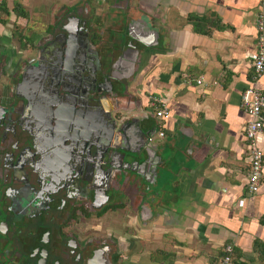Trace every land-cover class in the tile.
<instances>
[{
	"label": "crops",
	"instance_id": "0c3cea01",
	"mask_svg": "<svg viewBox=\"0 0 264 264\" xmlns=\"http://www.w3.org/2000/svg\"><path fill=\"white\" fill-rule=\"evenodd\" d=\"M102 1L100 11L109 8L108 19L118 27L137 24L149 36H134L149 50L141 54L132 92L110 99L122 120L130 122L127 137L134 147L126 150L141 153L130 161H146L149 135L159 160V168L150 170L158 174L145 180L148 186L134 202L132 230L117 233L125 264H219L226 245L237 262L264 264V160L260 188L249 194L248 115L241 104L251 85L264 94V72L257 81L250 79L256 17L264 0H124V6ZM93 2L72 0L65 7L79 10ZM6 3L10 12L21 6L24 15L23 3L13 8ZM191 14L219 19L223 27L200 34L187 21ZM0 37V49L14 63L12 40ZM153 98L170 109L167 120L156 117ZM161 131L165 138L159 137ZM257 141L264 151V125ZM161 168L171 176L160 187Z\"/></svg>",
	"mask_w": 264,
	"mask_h": 264
},
{
	"label": "flooded vegetation",
	"instance_id": "af4514ba",
	"mask_svg": "<svg viewBox=\"0 0 264 264\" xmlns=\"http://www.w3.org/2000/svg\"><path fill=\"white\" fill-rule=\"evenodd\" d=\"M85 9L66 8L14 63L0 49V264H125L117 233L132 230L134 202L158 174L126 168L130 122L110 101L132 92L149 48L109 8ZM102 24L125 30L105 52Z\"/></svg>",
	"mask_w": 264,
	"mask_h": 264
},
{
	"label": "rangeland",
	"instance_id": "374dc122",
	"mask_svg": "<svg viewBox=\"0 0 264 264\" xmlns=\"http://www.w3.org/2000/svg\"><path fill=\"white\" fill-rule=\"evenodd\" d=\"M123 1L124 0H118L115 2H117L116 4L119 6H124L123 3L125 1L124 2ZM17 2L23 3L25 9L27 10V11L26 10L24 11V15H23L24 17L21 16V14L20 15L16 14L15 11L10 12L9 14L0 13V18H3V20H4V21L0 20V22H2L1 24L6 26L4 33L6 34V36L10 37L9 40H12L14 49H16V53L18 54V56L21 57V56L29 55L30 52H32L31 50H32L33 46L30 47V43L35 41V38L49 36V34H46V32H45V28L48 27L49 24L54 22L57 17L62 16L61 12H63V10H65V8L67 7L66 3L71 4L72 0H9L10 7L13 8L14 3L16 4ZM103 5L105 6V3L102 0H94V2L89 4V5L88 4H82V6H84L85 8H88V9H89L88 6H90V11H92V12H95V10H98V8L100 6L103 7ZM50 6H51V8L49 9ZM39 7L41 8L40 10H39ZM69 8H71V7H69ZM85 8H79L81 11L80 15H82V14L86 15V9ZM122 9H125V8H122ZM94 16H95V14H94ZM136 25H134L133 27H127L129 29L130 34L137 37V38L148 40L149 36H147L146 33H144L142 30L138 29V27ZM102 28H104L103 29L104 31H102L103 36L100 40L99 48H100V50L105 52L109 48H111V46H115V47L118 46V44H119L118 36L122 31L124 32L125 30L123 28V29H120V32H119V28H117V26L112 25L111 27H107L104 24H102ZM145 29H146V27H145ZM146 31H148V28L146 29ZM110 32H112V33H110ZM142 34H144V35H142ZM35 46L36 45H34V49H35ZM3 53H5V52H3ZM120 53L121 54L123 53V48H122V50L117 51L113 55V58H112L113 67L118 62V60L120 59V57L119 58L116 57ZM121 54H120V56H121ZM139 78H141V77H139ZM139 78H138V81H139ZM144 80H145L144 84H146L147 78L145 77ZM139 155H140V153H138V152H131L130 154H128L127 161L130 162V160L133 156L139 158ZM173 166H175L174 163L171 165V167H173ZM168 175L171 176L170 171L167 172V171H165L164 168H161L160 169V178H159L160 180L158 179L157 186L161 187L160 184L163 183V181L165 180L164 178H166ZM114 217L113 218L109 217V219L106 220L109 222L104 221V226H106L108 224H113V223L118 224L119 222H121L120 221L121 217H120L119 213L117 215H115ZM118 219H119V221L115 222V220H118Z\"/></svg>",
	"mask_w": 264,
	"mask_h": 264
},
{
	"label": "built area",
	"instance_id": "2783aa9c",
	"mask_svg": "<svg viewBox=\"0 0 264 264\" xmlns=\"http://www.w3.org/2000/svg\"><path fill=\"white\" fill-rule=\"evenodd\" d=\"M5 1L0 0V9ZM256 19V54L251 61L253 82L257 81L264 72V10L258 12ZM200 82L202 81L199 80ZM241 97L242 108L248 115L244 128L246 150L249 152V172L246 189L249 194H253L259 190L263 175L264 151L258 144L257 135L263 132L264 94L259 88L251 85L242 93ZM151 102L157 118L167 120L170 117V109L161 100L153 98ZM158 135L160 138H165L166 134L161 131ZM153 140L154 138L150 139L152 142ZM231 253L232 247L226 245L219 264H232Z\"/></svg>",
	"mask_w": 264,
	"mask_h": 264
},
{
	"label": "trees",
	"instance_id": "16d2710c",
	"mask_svg": "<svg viewBox=\"0 0 264 264\" xmlns=\"http://www.w3.org/2000/svg\"><path fill=\"white\" fill-rule=\"evenodd\" d=\"M22 7L17 5L16 8L11 9L13 11H15L16 14L18 15H22L23 11L21 9ZM10 10L7 6L6 1L3 3L1 9H0V13H4V14H9ZM4 21V20H3ZM187 21H189V23H191L193 25V28L196 32L200 33V34H212L213 32V28L217 27V28H222L223 25L221 24L219 19H215V18H210L207 16H198L196 14H191L189 15V17L187 18ZM252 69H251V78L252 79ZM224 252V251H223ZM222 252V255H223ZM232 264H241L240 262H237L234 258H233V249H232Z\"/></svg>",
	"mask_w": 264,
	"mask_h": 264
},
{
	"label": "water",
	"instance_id": "95a60500",
	"mask_svg": "<svg viewBox=\"0 0 264 264\" xmlns=\"http://www.w3.org/2000/svg\"><path fill=\"white\" fill-rule=\"evenodd\" d=\"M117 78H119V77H117ZM115 126H116V124L113 125V128ZM151 138H152V136H151ZM145 143H147V145H148V146H144V148H143V151H144L143 153L146 154V156H147L146 157V161H144L143 164H141L139 160L138 161L136 160V162H133V161L128 162V161H126V163L129 164V165H127V167L125 166L126 168H130L132 170H135V168L133 169L132 167H130V165L135 164V165H139L142 168L144 167L146 169V173H147V171L149 172L153 168H154V170H157L158 161L156 160V158L158 156H157V153L155 152V150L153 149V146H152L154 143H152V141H150L149 138H147ZM131 152L140 153L139 150L131 151ZM140 155H141V153H140Z\"/></svg>",
	"mask_w": 264,
	"mask_h": 264
}]
</instances>
